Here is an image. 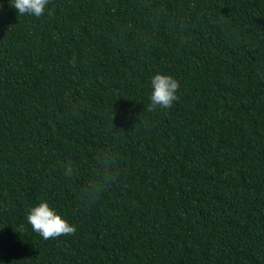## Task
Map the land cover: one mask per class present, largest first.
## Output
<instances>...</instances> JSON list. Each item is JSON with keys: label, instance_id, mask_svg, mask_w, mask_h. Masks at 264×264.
<instances>
[{"label": "trees", "instance_id": "1", "mask_svg": "<svg viewBox=\"0 0 264 264\" xmlns=\"http://www.w3.org/2000/svg\"><path fill=\"white\" fill-rule=\"evenodd\" d=\"M0 264H264V0H0Z\"/></svg>", "mask_w": 264, "mask_h": 264}, {"label": "clouds", "instance_id": "2", "mask_svg": "<svg viewBox=\"0 0 264 264\" xmlns=\"http://www.w3.org/2000/svg\"><path fill=\"white\" fill-rule=\"evenodd\" d=\"M47 3L48 0H11V7L17 14L39 17L46 10ZM149 87L150 108H168L177 99L178 81L171 75L159 72L154 74ZM26 220L32 230L44 239L74 231V225L62 217L57 208L51 206L47 200H40L31 206L27 211Z\"/></svg>", "mask_w": 264, "mask_h": 264}]
</instances>
